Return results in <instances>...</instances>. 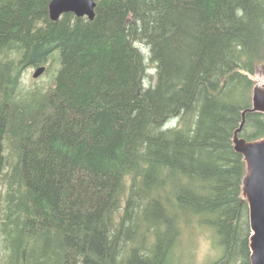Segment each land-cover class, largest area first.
I'll return each instance as SVG.
<instances>
[{
    "label": "trees",
    "instance_id": "1",
    "mask_svg": "<svg viewBox=\"0 0 264 264\" xmlns=\"http://www.w3.org/2000/svg\"><path fill=\"white\" fill-rule=\"evenodd\" d=\"M51 1L0 0V264H175L195 223L216 264H252L234 136L264 71V0H95L94 21L57 22ZM57 51L56 87L19 97ZM240 137L264 139V113Z\"/></svg>",
    "mask_w": 264,
    "mask_h": 264
},
{
    "label": "water",
    "instance_id": "2",
    "mask_svg": "<svg viewBox=\"0 0 264 264\" xmlns=\"http://www.w3.org/2000/svg\"><path fill=\"white\" fill-rule=\"evenodd\" d=\"M97 3L95 0H52L49 6L50 19L59 21L66 14H74L78 18H96ZM47 68L38 67L33 75L40 78ZM264 91L258 86L255 91ZM254 92L253 106L242 115L241 127L234 136V147L248 165V173L243 183V195L248 201L250 224V258L252 264H264V139L249 142L240 137L249 112L264 113V96Z\"/></svg>",
    "mask_w": 264,
    "mask_h": 264
},
{
    "label": "rangeland",
    "instance_id": "3",
    "mask_svg": "<svg viewBox=\"0 0 264 264\" xmlns=\"http://www.w3.org/2000/svg\"><path fill=\"white\" fill-rule=\"evenodd\" d=\"M135 45L146 56L148 77L145 81V86H153L157 81L158 70L156 64L151 61L150 49L140 42L135 43ZM44 66L47 67L48 71L38 79L33 78L38 67L29 66L22 71V78L18 89L19 97L27 99L31 95L47 94L56 87L57 78L62 69L59 52H54L50 61ZM253 79L259 89H264V71L262 69L257 71ZM256 87H254L251 94L252 105L254 92L264 96L263 90L255 91ZM222 254L223 248L219 244L216 231L212 226H200L197 223L184 225L175 251V264H216Z\"/></svg>",
    "mask_w": 264,
    "mask_h": 264
},
{
    "label": "bare ground",
    "instance_id": "4",
    "mask_svg": "<svg viewBox=\"0 0 264 264\" xmlns=\"http://www.w3.org/2000/svg\"><path fill=\"white\" fill-rule=\"evenodd\" d=\"M157 62V61H156ZM159 62V61H158ZM152 66V65H151ZM197 113V112H196ZM177 120V119H176ZM187 121V120H186ZM189 121V120H188ZM168 124V123H167ZM171 124V123H170ZM187 124V123H186ZM178 125V124H177ZM189 125V124H188ZM175 126V125H174ZM188 127V126H187ZM186 127V128H187ZM192 127V126H191ZM178 128V127H177ZM189 128H190V126H189ZM172 130V129H171ZM182 130V129H181ZM170 132H172V131H170ZM176 132V131H175ZM174 132V133H175ZM186 132H187V130H186ZM179 133H181V132H179ZM188 133V132H187ZM184 134V133H183ZM196 134V133H195ZM177 135V134H176ZM147 151V150H146ZM139 162V161H138ZM140 164V163H139ZM151 164V163H150ZM164 166V165H163ZM169 166V165H168ZM136 168H138V166L136 167ZM141 169H143V168H141ZM165 169V168H164ZM170 169V168H169ZM136 171V170H135ZM160 171V170H159ZM175 171V170H174ZM173 172V171H172ZM134 173V172H133ZM176 173H177V171H176ZM136 174V173H135ZM169 175V174H168ZM177 176V175H176ZM169 178V177H168ZM156 180H157V178H156ZM185 182V181H184ZM139 187V186H138ZM137 189V188H136ZM119 193V192H118ZM117 194V193H116ZM123 195V194H122ZM203 195V194H202ZM141 196V195H140ZM129 207H131V206H129ZM133 210V209H132ZM132 215V214H131ZM137 215V214H136ZM35 228V227H34ZM115 229V228H114ZM119 230V229H118ZM40 231V230H39ZM139 233H140V231H139ZM39 234V233H38ZM221 245V244H220ZM222 261H223V259H222ZM220 264H221V262H220ZM224 264H226V263H224Z\"/></svg>",
    "mask_w": 264,
    "mask_h": 264
},
{
    "label": "flooded vegetation",
    "instance_id": "5",
    "mask_svg": "<svg viewBox=\"0 0 264 264\" xmlns=\"http://www.w3.org/2000/svg\"><path fill=\"white\" fill-rule=\"evenodd\" d=\"M248 209H249V208H248ZM248 221H249V213H248ZM249 237H250V236H249ZM249 237H248V243H249ZM249 250H250V248H249ZM225 256H227V254H226V252H223L221 258H222V257H225ZM221 258H220V259H221Z\"/></svg>",
    "mask_w": 264,
    "mask_h": 264
}]
</instances>
